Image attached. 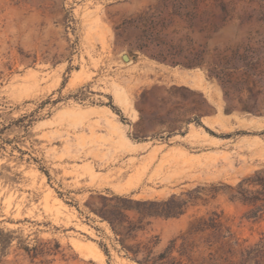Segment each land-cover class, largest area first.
<instances>
[{
    "label": "rangeland",
    "instance_id": "rangeland-1",
    "mask_svg": "<svg viewBox=\"0 0 264 264\" xmlns=\"http://www.w3.org/2000/svg\"><path fill=\"white\" fill-rule=\"evenodd\" d=\"M248 49L264 69V0H0V234L13 236L0 264H136L90 211L100 196L162 201L264 170V119H227L207 75ZM197 53L201 66L172 65ZM255 91L264 116V85ZM106 112L120 124L108 138ZM202 197L179 218L146 219L138 239L158 236L161 250L212 212L242 239L264 235V216ZM56 242L35 260L22 249Z\"/></svg>",
    "mask_w": 264,
    "mask_h": 264
},
{
    "label": "trees",
    "instance_id": "trees-1",
    "mask_svg": "<svg viewBox=\"0 0 264 264\" xmlns=\"http://www.w3.org/2000/svg\"><path fill=\"white\" fill-rule=\"evenodd\" d=\"M222 8L223 18H227L229 14L226 6L222 5ZM256 53L251 49L245 52L234 50L221 62L214 60L207 70L209 80L216 81L223 91L226 114L239 112L261 116L255 87L264 85V69H261V61L254 59ZM194 59L201 62L172 65L194 68L202 65L205 56L197 53ZM27 118L28 116H25L18 122L23 123ZM30 126L31 122L25 128ZM7 129L8 127L0 128V136ZM183 195L186 196L185 199L182 198ZM183 195H173L162 201L100 196L101 208L95 209L90 205L88 207L92 213L109 224L124 256L137 264H264V235L255 241L242 239L233 232L232 227L218 212L194 218L186 230L170 240L161 250H157L160 244L158 236L138 239L139 234L145 232V227L149 224L145 222L146 219L179 218L190 205L200 201L207 203L203 195H208L211 199L224 195L230 202L240 203L249 209L245 214L247 220H260L264 216V170L256 171L234 186L221 184L209 189L197 187ZM131 213H134V216ZM12 242L11 234L5 238L0 234V252L5 254ZM60 248L58 242L54 248H47V252L38 246L22 247L31 260L48 252L58 253ZM106 252L109 253L108 250Z\"/></svg>",
    "mask_w": 264,
    "mask_h": 264
},
{
    "label": "crops",
    "instance_id": "crops-1",
    "mask_svg": "<svg viewBox=\"0 0 264 264\" xmlns=\"http://www.w3.org/2000/svg\"><path fill=\"white\" fill-rule=\"evenodd\" d=\"M111 123H115V124H117V125H120L119 122H118L117 120H115V119L113 120L111 117L108 116V114H107V112H106V118L101 119L100 122H99V126H100L99 131H101L100 134H101L102 136H104L105 138H108L109 131L112 129V128H111V125H112ZM121 125H122V124H121ZM119 129H121V128H119ZM99 131H98V134H99ZM124 140L130 142V143H131L130 145H131L134 149H141L140 147H142V145H144L143 143H140V142L133 143V142L130 140V138H129L127 132H125V134H124ZM107 146H108V145H107ZM113 150H114V149H112L111 153L113 152Z\"/></svg>",
    "mask_w": 264,
    "mask_h": 264
},
{
    "label": "water",
    "instance_id": "water-1",
    "mask_svg": "<svg viewBox=\"0 0 264 264\" xmlns=\"http://www.w3.org/2000/svg\"><path fill=\"white\" fill-rule=\"evenodd\" d=\"M123 59L125 61L130 60L128 55H124ZM238 114L240 115V117H243V118H260V119H264V116H258V115H253V114H242V113H238ZM217 115H218V112L215 114V116H217ZM224 116H227L228 117L227 119L233 118L235 116V112L232 113V114H224Z\"/></svg>",
    "mask_w": 264,
    "mask_h": 264
},
{
    "label": "bare ground",
    "instance_id": "bare-ground-1",
    "mask_svg": "<svg viewBox=\"0 0 264 264\" xmlns=\"http://www.w3.org/2000/svg\"><path fill=\"white\" fill-rule=\"evenodd\" d=\"M227 117V116H226ZM228 118V117H227Z\"/></svg>",
    "mask_w": 264,
    "mask_h": 264
}]
</instances>
